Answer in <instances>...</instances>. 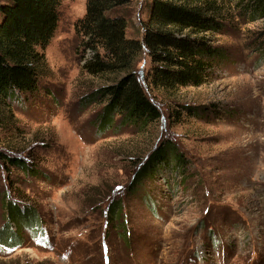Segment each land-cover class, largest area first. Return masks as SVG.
<instances>
[{"label": "rangeland", "instance_id": "obj_1", "mask_svg": "<svg viewBox=\"0 0 264 264\" xmlns=\"http://www.w3.org/2000/svg\"><path fill=\"white\" fill-rule=\"evenodd\" d=\"M86 1L61 0L37 89L0 104V152L32 161L40 174L0 158V231L10 219L7 200L33 206L42 220L22 230L19 220L18 228L9 223L21 242L0 248V264H264V57L256 48L264 16H227L214 36L227 57L200 86L153 89L141 52L134 69L159 120L144 130L115 129L116 116L98 134L107 98H85L115 75L81 67L89 52L75 26ZM120 1L112 13L126 18L127 37L140 38L149 0ZM184 105L199 112L187 116ZM163 139L188 159L186 177L167 185L162 174L133 187L140 163ZM141 189L150 193L144 201ZM117 204L118 220L109 214ZM8 236L1 247L13 248Z\"/></svg>", "mask_w": 264, "mask_h": 264}, {"label": "trees", "instance_id": "obj_2", "mask_svg": "<svg viewBox=\"0 0 264 264\" xmlns=\"http://www.w3.org/2000/svg\"><path fill=\"white\" fill-rule=\"evenodd\" d=\"M120 2L87 0L86 12L75 26L83 50L89 52L81 67L92 76L115 75L113 82L85 98L87 101L107 98L96 128L98 134L113 128L116 116L120 121L115 129L130 123L144 130L159 120L161 112L134 69L141 52L145 51L150 59L148 81L153 89L171 92L180 87L200 86L215 78L213 69L227 57L228 51L214 43V36L225 28L227 16L237 12L248 21L264 16V0H149L146 18L141 22V37L131 38L126 36V18L112 13ZM60 3L61 0H0V104L16 98L17 93L30 94L37 89L45 66L43 51L57 28ZM258 40L256 48L264 57V31ZM182 108L187 116L199 112L198 107ZM179 113L174 114L173 120H180ZM0 158L9 166L21 167L27 174L40 175L32 161L2 152ZM188 165V159L176 144L163 139L140 163L131 179L132 186L142 183L144 178L154 180L162 174L166 177L161 180L169 185L177 175L181 179L186 177ZM140 191L142 197L150 196L148 191ZM6 202L10 219L0 231V237L9 235L7 242L13 248L4 245L0 248L10 250L19 246L21 237L16 236V228L13 232L9 230V223L17 228L21 225L22 230L26 226H42V220L33 206ZM109 214L118 220L120 205H111ZM28 234L33 236V230H28Z\"/></svg>", "mask_w": 264, "mask_h": 264}]
</instances>
